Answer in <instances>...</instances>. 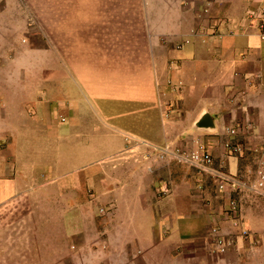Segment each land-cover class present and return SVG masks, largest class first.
<instances>
[{"label":"crops","instance_id":"obj_1","mask_svg":"<svg viewBox=\"0 0 264 264\" xmlns=\"http://www.w3.org/2000/svg\"><path fill=\"white\" fill-rule=\"evenodd\" d=\"M0 22L24 44L0 53V264H201L212 226L234 243L226 194L153 150L195 136L260 170L242 216L264 226V0H0ZM41 199L56 224L28 225Z\"/></svg>","mask_w":264,"mask_h":264},{"label":"built area","instance_id":"obj_2","mask_svg":"<svg viewBox=\"0 0 264 264\" xmlns=\"http://www.w3.org/2000/svg\"><path fill=\"white\" fill-rule=\"evenodd\" d=\"M259 28L261 30V38L264 39V24L262 23ZM222 132L226 136L223 143L224 148L231 154H240L242 147L235 140L236 136L241 133L240 129L237 127H225ZM193 142L194 146L191 148H179L166 144L162 148L153 147V150L158 152L161 157L173 158L187 163L195 169L199 176L209 178L217 195L221 194L223 196L226 194L227 196L225 214L231 220L232 227L237 232V238L248 239L249 233L243 226V207L247 198L261 192L263 176L260 174V170L256 173L249 170L245 175L227 173L221 168H216L211 153L201 142L199 136L193 137ZM208 235L211 237L214 252L218 255L224 254L231 240L222 234L218 226H212Z\"/></svg>","mask_w":264,"mask_h":264},{"label":"rangeland","instance_id":"obj_3","mask_svg":"<svg viewBox=\"0 0 264 264\" xmlns=\"http://www.w3.org/2000/svg\"><path fill=\"white\" fill-rule=\"evenodd\" d=\"M7 19L8 18H1ZM1 30H0V53H2V60L9 61L11 59L14 60V64L18 63L19 50L21 49L22 37L19 39L18 36L13 37L10 32L7 31L10 27V23L0 22ZM23 39H26L25 37ZM25 41V40H24ZM16 57V58H14ZM18 57V58H17ZM17 61V62H16ZM21 64H26L28 62L26 59L20 58ZM213 189V190H211ZM206 201H209V198L212 200L215 198L217 192L215 191L214 186L211 184L210 188L207 190ZM257 195V194H255ZM216 200V199H215ZM47 206V200L41 199L37 202H34L37 208H35V213L33 214L32 219L28 225L31 226H52V224H56L57 216L56 214H42L41 213V204ZM254 204L257 206H262L264 208V199L255 202ZM259 206V207H260ZM40 207V209H38ZM54 213V212H53ZM243 218V217H242ZM244 225V218H243ZM249 233L248 239H238L236 240L235 236L237 235L236 230L235 233H231L230 237H233L236 240L234 243H230L227 246V251L224 254L215 255L213 253V247H210V250H204L203 253L204 259L201 264H264V226H244ZM237 237V236H236ZM212 248V250H211Z\"/></svg>","mask_w":264,"mask_h":264},{"label":"water","instance_id":"obj_4","mask_svg":"<svg viewBox=\"0 0 264 264\" xmlns=\"http://www.w3.org/2000/svg\"><path fill=\"white\" fill-rule=\"evenodd\" d=\"M196 126L200 129H211L214 127L213 120L209 114H204L197 122Z\"/></svg>","mask_w":264,"mask_h":264}]
</instances>
